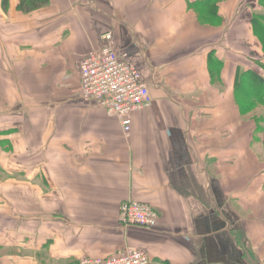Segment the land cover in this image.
<instances>
[{"label":"crops","instance_id":"0c3cea01","mask_svg":"<svg viewBox=\"0 0 264 264\" xmlns=\"http://www.w3.org/2000/svg\"><path fill=\"white\" fill-rule=\"evenodd\" d=\"M18 5L0 0V215L14 220H0V264H75L127 246L153 264H264V112L250 119L236 98L241 74L264 65V0ZM107 31L152 98L127 135L78 95L79 65ZM129 202L158 226L125 227Z\"/></svg>","mask_w":264,"mask_h":264},{"label":"built area","instance_id":"2783aa9c","mask_svg":"<svg viewBox=\"0 0 264 264\" xmlns=\"http://www.w3.org/2000/svg\"><path fill=\"white\" fill-rule=\"evenodd\" d=\"M102 46L84 56L79 65L81 79L78 95L96 102L121 124L124 133L131 132L134 113L152 106L150 88L143 73L131 61L128 53L119 49L112 32L101 37ZM120 221L125 227L155 229L159 215L149 206L137 202L121 205ZM75 264H153L149 253L135 247H124L109 258H84Z\"/></svg>","mask_w":264,"mask_h":264},{"label":"trees","instance_id":"16d2710c","mask_svg":"<svg viewBox=\"0 0 264 264\" xmlns=\"http://www.w3.org/2000/svg\"><path fill=\"white\" fill-rule=\"evenodd\" d=\"M11 0H2V8L6 12ZM18 11L23 14H31L48 7L51 0H18ZM255 35L264 51V15L254 18ZM259 70H248L241 74L236 86L237 104L241 113L248 114L256 106L264 107V65L258 63ZM263 73V74H262ZM246 100V101H245ZM245 101V102H243ZM249 101V104L245 105ZM258 124L259 121H256Z\"/></svg>","mask_w":264,"mask_h":264},{"label":"rangeland","instance_id":"374dc122","mask_svg":"<svg viewBox=\"0 0 264 264\" xmlns=\"http://www.w3.org/2000/svg\"><path fill=\"white\" fill-rule=\"evenodd\" d=\"M263 15H264V13H263ZM257 17L258 16H261L260 14H257L256 15ZM246 101V100H245ZM245 101H243V102H245ZM247 104H249V101L245 104V105H247ZM262 109V111L264 112V107L263 106H256V108L252 111V112H250V113H248V114H246V115H250V119H254L253 118V116L256 114V115H260V114H262L263 112L262 111H260ZM245 115V114H244ZM257 124V123H256ZM257 127L259 128V130L260 129H263L264 128V117H261V123H258L257 124ZM259 132V131H258ZM9 215V214H8ZM0 220H2L3 222H8V224H14V220L13 219H11V218H8V217H6V215L4 216V215H0ZM22 254H24V252H22Z\"/></svg>","mask_w":264,"mask_h":264}]
</instances>
